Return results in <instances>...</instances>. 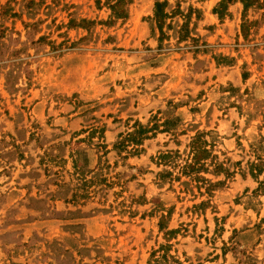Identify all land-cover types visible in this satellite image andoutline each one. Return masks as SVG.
<instances>
[{
	"label": "rangeland",
	"instance_id": "rangeland-1",
	"mask_svg": "<svg viewBox=\"0 0 264 264\" xmlns=\"http://www.w3.org/2000/svg\"><path fill=\"white\" fill-rule=\"evenodd\" d=\"M0 264H264V0H0Z\"/></svg>",
	"mask_w": 264,
	"mask_h": 264
},
{
	"label": "trees",
	"instance_id": "trees-1",
	"mask_svg": "<svg viewBox=\"0 0 264 264\" xmlns=\"http://www.w3.org/2000/svg\"><path fill=\"white\" fill-rule=\"evenodd\" d=\"M140 131H142V130H140ZM144 132V131H143ZM129 135H132V134H129ZM136 141H137V139H135ZM125 143V140H123L122 142H120L119 144L121 145H123Z\"/></svg>",
	"mask_w": 264,
	"mask_h": 264
}]
</instances>
